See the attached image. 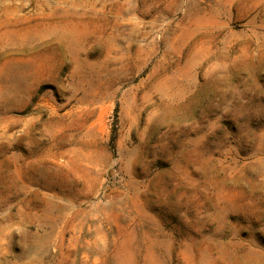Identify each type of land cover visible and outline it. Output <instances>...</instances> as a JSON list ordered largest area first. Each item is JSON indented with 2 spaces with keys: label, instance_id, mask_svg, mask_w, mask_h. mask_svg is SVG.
<instances>
[{
  "label": "rangeland",
  "instance_id": "374dc122",
  "mask_svg": "<svg viewBox=\"0 0 264 264\" xmlns=\"http://www.w3.org/2000/svg\"><path fill=\"white\" fill-rule=\"evenodd\" d=\"M0 264H264V0H0Z\"/></svg>",
  "mask_w": 264,
  "mask_h": 264
}]
</instances>
